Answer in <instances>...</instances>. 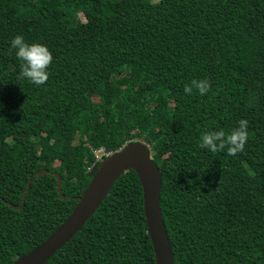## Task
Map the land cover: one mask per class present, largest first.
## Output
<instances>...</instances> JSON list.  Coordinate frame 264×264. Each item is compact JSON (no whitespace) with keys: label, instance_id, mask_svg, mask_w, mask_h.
<instances>
[{"label":"trees","instance_id":"16d2710c","mask_svg":"<svg viewBox=\"0 0 264 264\" xmlns=\"http://www.w3.org/2000/svg\"><path fill=\"white\" fill-rule=\"evenodd\" d=\"M17 35L50 51L45 84L20 77ZM241 119L243 152L198 147ZM139 140L165 163L173 264H264V0H0V264L67 219L95 150ZM45 264H156L134 170Z\"/></svg>","mask_w":264,"mask_h":264},{"label":"water","instance_id":"95a60500","mask_svg":"<svg viewBox=\"0 0 264 264\" xmlns=\"http://www.w3.org/2000/svg\"><path fill=\"white\" fill-rule=\"evenodd\" d=\"M164 165L158 166L152 158L150 145L144 141L126 143L102 161L67 219L44 242L12 264L47 263L80 231L86 221L97 211L115 181L128 170H134L142 184L144 212L148 234L154 249L155 263L173 264V251L160 207ZM47 172L42 170L39 175ZM52 174L58 178V192L61 195V177L56 173Z\"/></svg>","mask_w":264,"mask_h":264},{"label":"clouds","instance_id":"9594fccd","mask_svg":"<svg viewBox=\"0 0 264 264\" xmlns=\"http://www.w3.org/2000/svg\"><path fill=\"white\" fill-rule=\"evenodd\" d=\"M9 47L15 50V56L20 62V77L36 86L45 84L49 75V65L52 62L50 51L43 45L27 43L20 35L11 39ZM210 87V82L206 78H194L184 85L183 92L188 96L198 94L203 97L209 92ZM247 139L248 122L241 119L228 133L223 129L201 132L198 147L216 153L227 146L226 154L235 156L243 152Z\"/></svg>","mask_w":264,"mask_h":264},{"label":"built area","instance_id":"2783aa9c","mask_svg":"<svg viewBox=\"0 0 264 264\" xmlns=\"http://www.w3.org/2000/svg\"><path fill=\"white\" fill-rule=\"evenodd\" d=\"M96 161H103L104 159L108 158L112 155V152H104L103 149L95 150L94 151ZM89 170H92V166L89 167Z\"/></svg>","mask_w":264,"mask_h":264}]
</instances>
